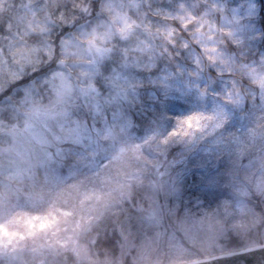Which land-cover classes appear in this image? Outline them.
I'll use <instances>...</instances> for the list:
<instances>
[{
  "label": "clouds",
  "instance_id": "obj_1",
  "mask_svg": "<svg viewBox=\"0 0 264 264\" xmlns=\"http://www.w3.org/2000/svg\"><path fill=\"white\" fill-rule=\"evenodd\" d=\"M0 264H264V0H0Z\"/></svg>",
  "mask_w": 264,
  "mask_h": 264
}]
</instances>
